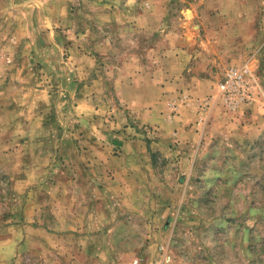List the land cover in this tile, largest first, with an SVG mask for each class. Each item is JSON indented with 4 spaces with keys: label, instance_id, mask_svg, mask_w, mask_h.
Here are the masks:
<instances>
[{
    "label": "rangeland",
    "instance_id": "374dc122",
    "mask_svg": "<svg viewBox=\"0 0 264 264\" xmlns=\"http://www.w3.org/2000/svg\"><path fill=\"white\" fill-rule=\"evenodd\" d=\"M160 246L264 264V0H0V264Z\"/></svg>",
    "mask_w": 264,
    "mask_h": 264
},
{
    "label": "built area",
    "instance_id": "2783aa9c",
    "mask_svg": "<svg viewBox=\"0 0 264 264\" xmlns=\"http://www.w3.org/2000/svg\"><path fill=\"white\" fill-rule=\"evenodd\" d=\"M249 79L243 68L231 67L226 70L223 79L217 85V95L230 109H235L239 103L248 99L250 94ZM163 252L154 264H169L170 257L164 246L159 247ZM132 264H144L140 258H133Z\"/></svg>",
    "mask_w": 264,
    "mask_h": 264
}]
</instances>
